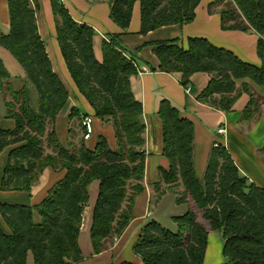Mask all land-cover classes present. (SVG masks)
Here are the masks:
<instances>
[{"label": "trees", "instance_id": "1", "mask_svg": "<svg viewBox=\"0 0 264 264\" xmlns=\"http://www.w3.org/2000/svg\"><path fill=\"white\" fill-rule=\"evenodd\" d=\"M101 2L103 0H93ZM201 0H115L111 19L127 32L132 22L134 4L142 6L141 34L195 20ZM230 0H215L224 3ZM235 4L222 10L221 28L225 31L255 32L259 36L258 58L264 61V0H231ZM57 37L71 79L94 110L92 120L113 124L117 146L93 133L89 141L69 150L57 137L55 127L48 132L62 112L70 109L71 95L55 73L45 44L38 33V4L30 0H8L11 32H0V46L8 50L23 67L26 79L37 94V110L25 88L13 93L20 104L18 114H9L14 129L0 126V155L10 151L0 191L30 193L48 168L65 171L61 181L37 206L0 202V215L7 226L0 225V264H28L33 253L34 264H72L83 260L79 239L82 218L90 200L89 187L99 180L100 194L92 214L93 250L99 255L104 242L122 236L133 220L136 199L145 192L147 155L144 105L132 91V78L139 72L138 54L123 46L122 35H109L102 45L103 59L96 58L95 29L76 22L60 0H51ZM187 48L177 41L153 45L161 62L160 70L179 77L184 88L191 87L195 74H209L205 90L198 101L229 114L243 93L250 87L238 80H251L264 86V65L246 63L233 52L219 48L208 39L192 37ZM11 75L0 58V87ZM257 101V102H256ZM251 101L244 116L250 117L259 108L260 100ZM11 105V104H9ZM158 116L163 122L164 157L168 169L160 168L161 179L155 187L157 202L177 187L184 189V198L202 212L210 231L222 235L223 256L227 264H264V189L251 183L241 173L225 145L214 146L210 162L201 177L194 161V125L182 116V110L165 99L159 103ZM255 106L256 111L251 110ZM11 112V111H10ZM89 116L72 107L69 120ZM90 117V116H89ZM84 120V119H83ZM45 139L55 152L46 155ZM87 142L95 143L93 147ZM264 156V149L262 150ZM164 182L168 190L161 189ZM132 191L128 197L129 190ZM127 201V208L124 203ZM178 231L163 227L158 221L147 224L134 245L135 255L143 264H204L209 231L193 211L174 217ZM135 264V263H125Z\"/></svg>", "mask_w": 264, "mask_h": 264}, {"label": "crops", "instance_id": "2", "mask_svg": "<svg viewBox=\"0 0 264 264\" xmlns=\"http://www.w3.org/2000/svg\"><path fill=\"white\" fill-rule=\"evenodd\" d=\"M30 1L32 5L38 4L39 10L36 14L38 33L45 44L46 52L51 60L54 71L59 76L60 80L63 81L67 91L69 93H76V91H78L76 84L70 77L68 66L60 50L57 37V24L55 23L51 0ZM60 1L68 8L76 22L86 24L90 27L92 26L95 29L94 50L96 58L99 61L103 59V42L106 40L109 41L111 35H122L121 39L123 46L130 51L141 49V52L138 54L137 62L139 64V72L132 78V91H134L136 97L140 99L142 105H144L143 119L146 125V143L143 149L147 155L146 168L148 167V162L150 163V158L152 159L155 157L154 162L156 163V169L154 174H152V178L147 174L143 181V185L146 188L145 191H147V195L145 196L147 198L146 204L148 207L150 202L149 199L152 198V195L154 199L158 196L155 185L161 179L160 168L168 169L170 166V161L168 158L164 157L163 122L158 116L159 103L165 99L181 109L182 116L189 119L194 125V161L197 169L201 171L200 175H202V177L205 175L204 173L210 162L214 144L223 140V137L219 136L218 130L225 126L228 131L225 145L232 159H234L236 166L251 183H255L257 187L264 189V156L262 153L264 149V86L260 87L248 79L238 80L236 84L237 88H241L242 84L245 83L250 87L251 94L243 93L237 100L233 112L226 114L210 105L207 106L198 101V96L205 90V87L211 79V75L195 74L191 80L190 86L194 85V80L196 77H199V75L204 76V79L201 82L199 90L194 92L193 88L192 92L189 94L181 84L178 76L165 72L163 73L160 70L161 62L154 54L153 48L155 43L177 40H179V43L183 45V47L187 48V43L190 38H204L208 39L219 48H225L233 52L246 63L262 66L264 65V61L258 58L259 36L255 32L250 31L249 33H244L237 30H223L221 28L222 17H220V13L225 5L215 2V0H201L200 5L195 10V20L191 23L163 26L162 28L150 31L147 35L141 34L142 6L140 2L134 4L130 28L127 32H124L122 28L111 19V11L115 0H103L101 2H94L93 0ZM0 32L3 35L11 32L8 0H0ZM10 75L18 77L11 73ZM19 77L26 79L25 71L24 75ZM33 90L36 92L34 87ZM76 95L77 102L70 100V107L81 110L82 115L88 114L90 117H94L95 112L86 99L80 95V93ZM257 99L261 101L257 111L255 106H251V110L256 112L250 117L244 116V111L251 101H256ZM6 100L8 102L9 98H6ZM83 107L84 111H82ZM71 108L62 112L61 115L52 122V125L49 126H52V129L55 127L57 137L65 148L76 149L81 146V142L84 139L85 130L84 126H82V121L85 117L82 116L79 120H69L68 116ZM0 111L2 112L0 126L6 130L14 129V121L7 118L8 110L6 103L0 106ZM93 121V136H95V138L100 135L105 136L111 148L115 149L117 142L113 124L111 122L104 123L96 118ZM49 131L50 128L48 132ZM205 140H207L206 143ZM71 142L72 145H69ZM94 144L95 143L87 142V145L90 147H93ZM14 147L16 146L7 148L0 155V184L10 151ZM65 174V171H56L52 168H48L41 174L39 181L33 186L30 193L0 191V202L10 205L37 206L49 196L48 192L55 184L64 178ZM97 185H99V183L92 185L89 193H91L92 188ZM168 192V195H165L161 202H159L160 204L169 196L170 191ZM142 196H144V194ZM0 225L5 231L7 230V226L1 215ZM207 229L209 231V238L204 264H227L228 261L223 256L225 241L222 235L210 231V228ZM126 232L124 233L125 235ZM109 252L110 251L99 254V256H95V258L105 257ZM111 255H113L112 252ZM133 261L135 264H143L140 257L137 255H135Z\"/></svg>", "mask_w": 264, "mask_h": 264}, {"label": "rangeland", "instance_id": "3", "mask_svg": "<svg viewBox=\"0 0 264 264\" xmlns=\"http://www.w3.org/2000/svg\"><path fill=\"white\" fill-rule=\"evenodd\" d=\"M225 7L224 9L228 8L229 5L235 4V2L225 1L224 3ZM223 9V10H224ZM0 58L3 60L5 67L10 71L12 75H16L18 77L11 76L7 83L1 85L0 87V106L3 105V103H6L7 105V115L9 114H18L20 104L16 103L14 101L13 93H18L22 91V89H27L31 97H32V107L37 110V95L34 92L33 87L31 84H29L27 81H25V78H20L19 76L24 75V69L23 67H20L14 56L8 51L5 50L0 46ZM204 76L199 75V77H196L194 80V85H191V89L194 88V92H197L200 88L201 82L204 79ZM63 82V81H62ZM64 84V83H63ZM65 86V85H64ZM33 93H32V91ZM71 92L69 94L72 95L71 100H74L77 102V94ZM79 94V93H78ZM81 95V94H80ZM6 98H9V101L7 102ZM11 104V105H9ZM11 111V112H10ZM84 111V107L82 109ZM2 115V112L0 111V117ZM79 118L75 117L72 120H76ZM52 125V124H50ZM83 126V122H82ZM50 131H52V126L49 127ZM215 129V128H214ZM82 139V138H81ZM207 140H205V143ZM221 142V143H220ZM219 144L225 145V140H221ZM72 145V142L69 144ZM45 152L48 156H53L55 154L52 149L47 144V139H45ZM144 147V146H143ZM227 147V146H226ZM69 149V148H68ZM71 150V148L69 149ZM155 157L152 159L150 158V163L148 162V167L145 170V176H150L152 178V174L155 172L156 163L154 162ZM196 172L198 175H200L201 171L197 169V166L195 164ZM202 177V175H200ZM97 186H94L90 193V200L88 204L86 205V210L84 212L83 218H82V225H81V233H80V239H79V246L80 250H82V256L83 260L79 263H72V264H125V263H134L133 259L135 257V251H134V245L137 243L139 237L142 235L143 228L149 224L152 221H158L163 227L167 228L168 230H171L173 232L178 231V226L174 221V217H180L184 216L189 211H193L196 215V218H198L199 222L205 226V228H210L209 223L205 220L203 217L202 212L198 209V207L195 205V203L192 202L191 198L185 197L183 205L177 204V200L183 199L184 197V189L182 187H177L175 189H171L169 196L163 200V202L160 204L157 202V197L155 199L152 198L149 199V207L146 204V192L141 194L139 198L136 199L135 202V209H134V216L132 220V225H129V229L127 228L126 235L123 233L122 236H113V238H108L105 242V250L102 253H106L107 251H110L108 255H105V257L95 258V256H99L95 254V251L93 250V243H92V236H91V229H92V212L94 209L95 204L98 201L99 198V190H100V182L99 180L93 182L90 187L94 184H98ZM150 185V184H149ZM161 189L167 190V185L162 182ZM146 190V188H145ZM129 194L132 193L130 189L128 190ZM144 194V196H142ZM168 194H166L167 196ZM161 202V201H160ZM160 206H159V204ZM127 201L124 203V208H127ZM148 207L147 211L146 208ZM130 223V224H131ZM208 230V229H207ZM124 236V237H123ZM123 238V239H122ZM113 250V251H112ZM111 252L113 255H111ZM100 253V254H102ZM119 256V257H118ZM85 258V261H84ZM122 260V261H121ZM84 261V262H83ZM83 262V263H82ZM28 264H34V256L33 253H30L28 256Z\"/></svg>", "mask_w": 264, "mask_h": 264}, {"label": "built area", "instance_id": "4", "mask_svg": "<svg viewBox=\"0 0 264 264\" xmlns=\"http://www.w3.org/2000/svg\"><path fill=\"white\" fill-rule=\"evenodd\" d=\"M185 89H186L187 93H189V94L192 92L191 87H187ZM82 122H83L84 130H85V132H84L85 140L89 141L91 139V137H92L91 135L93 133V120L91 117L87 116L84 118V120ZM218 134H219V136H222L224 138L225 143H226L227 142L226 136L228 134V131L225 128V126L221 127L218 130ZM219 145L220 144L218 142H216L214 144L215 147H218Z\"/></svg>", "mask_w": 264, "mask_h": 264}]
</instances>
